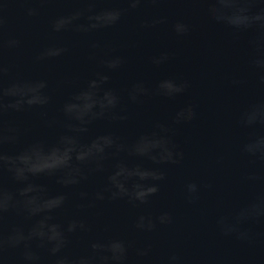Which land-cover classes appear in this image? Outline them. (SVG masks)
<instances>
[{"label":"water","instance_id":"water-1","mask_svg":"<svg viewBox=\"0 0 264 264\" xmlns=\"http://www.w3.org/2000/svg\"><path fill=\"white\" fill-rule=\"evenodd\" d=\"M29 7L38 9V14L27 16L25 9ZM89 7L100 11L127 9L128 5L124 0H13L7 5L4 39H16L19 45L3 49L2 60L8 69L5 82L44 80L50 96V103L42 109L9 114L10 122L30 130L16 147L29 142L33 135L50 137L54 131L62 130L59 124L55 129H46L43 121L55 118L63 122L59 106L64 99L85 86L97 72H105L110 77L106 87L120 96L115 112L127 119L99 121L89 135L110 131L131 143L161 123L170 127L183 156L177 164L158 166L165 179L159 182L158 193L144 205L105 200L87 206L90 202L81 201L79 192L91 194L102 188L104 173L65 190L68 201L57 213L58 221L77 217L90 228L89 232L72 237L68 251L81 252L92 239L118 237L132 245L128 264H167L172 255L178 257V264H264V222L253 226L250 243L223 236L216 225L218 217L264 194V161L253 162L241 152V145L250 135H264V128H244L238 123L244 109L264 100L261 70L251 63L259 56L249 46L252 34L234 33L212 22L207 5L199 0H146L137 9L124 12L111 27L87 33L73 27L52 31L51 22L56 17ZM160 18L165 22L145 26ZM177 21L189 26L185 35L178 36L172 30ZM84 22L81 19L75 23ZM49 47L66 51L37 60ZM161 53H167L169 59L160 66L153 65L151 58ZM115 56L121 57L123 63L119 69L108 71L101 61ZM165 77L185 80L189 87L174 98L149 95L137 103L128 99V90L134 83L142 82L151 89ZM189 104L194 105L196 118L173 124L176 111ZM136 162L157 167L147 160ZM252 172L260 177L255 183L246 179ZM37 182L47 185L50 191L59 188L51 178L40 177ZM192 182L200 190L198 198L189 202L185 185ZM77 204L85 207L78 209ZM162 212L171 215L170 224L157 223L151 232L134 227L138 216L151 215L155 219ZM23 223V218L15 213L5 218L6 229ZM140 248H149L148 255L137 257L136 249ZM10 255L15 258L16 254Z\"/></svg>","mask_w":264,"mask_h":264},{"label":"clouds","instance_id":"clouds-1","mask_svg":"<svg viewBox=\"0 0 264 264\" xmlns=\"http://www.w3.org/2000/svg\"><path fill=\"white\" fill-rule=\"evenodd\" d=\"M13 0L0 3V262L2 264H128L130 242L118 237L92 239L81 252L71 253L69 247L72 237L87 233L89 226L83 219L73 217L58 221L57 213L65 208L68 201L67 189L81 185L90 176L104 173V185L92 192H79L81 201L126 200L134 205H144L159 191V182L165 179L164 171L158 167L177 164L183 153L178 150L170 127L157 123L154 129L137 136L131 143L123 141L110 131L89 135L99 121L126 120L124 115L116 114L120 96L106 87L110 77L105 72H97L85 86L72 92L59 106L63 122L45 119L46 129L54 131L51 136H36L23 143L29 129H21L10 122V113H24L33 108H44L50 103L47 83L44 80L5 82L8 69L2 60L5 47L15 48L16 39H4L7 5ZM127 9L108 8L94 11L91 7L76 10L70 15L58 16L51 22L53 32H61L73 27L79 32H91L111 27L119 22L124 12L135 10L146 0H124ZM156 2V0H152ZM207 5L210 20L234 33H251L249 46L259 53L251 61L261 70L260 81L264 84V0H199ZM27 16H35L38 9H25ZM83 19L84 23H75ZM164 18L152 21V26L164 23ZM176 35L182 36L189 26L177 21L172 25ZM92 47H96L95 44ZM66 51L62 47L44 49L37 57L42 60L57 57ZM169 59L167 53L151 58L155 66ZM119 56L101 61L108 71L121 67ZM240 84L241 81H233ZM188 82L174 77L158 80L151 89L142 82L134 83L128 90V99L137 103L141 97L156 95L174 98L185 93ZM196 118L194 105H187L176 111L172 123H187ZM241 127L264 128V100L250 104L238 117ZM241 152L253 159L264 161V135L253 132L241 145ZM150 161L157 167H145L136 161ZM110 162V163H109ZM54 180L59 188L50 191L37 178ZM246 179L255 183L260 177L252 172ZM200 186L195 183L185 185L189 202L198 198ZM83 209L84 204H77ZM15 213L25 223L5 228V218ZM172 217L162 212L153 219L151 215H140L134 227L143 232L153 231L157 223L170 224ZM264 222V194L254 196L246 203L233 209L228 215L217 218L216 225L225 237L240 242H252L253 226ZM15 253V258L10 254ZM149 248L136 249L137 257H145ZM167 264H178V257L172 255Z\"/></svg>","mask_w":264,"mask_h":264}]
</instances>
